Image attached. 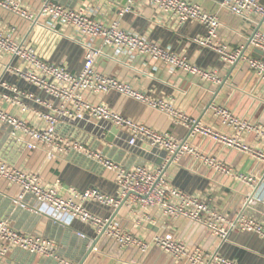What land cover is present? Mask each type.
<instances>
[{
	"label": "crops",
	"instance_id": "crops-1",
	"mask_svg": "<svg viewBox=\"0 0 264 264\" xmlns=\"http://www.w3.org/2000/svg\"><path fill=\"white\" fill-rule=\"evenodd\" d=\"M54 1L68 9L82 10L93 20L105 25L117 20L122 29L144 37L168 51L186 56L202 70L216 72L223 83L216 85L182 71H171L164 65L143 58L119 54L113 48L105 47L100 38L80 39L73 30L59 26L53 28L48 19L32 24L0 12V25L16 26V36L24 45L35 50L43 60L66 67L73 73L82 69L84 46L91 44L103 52L96 61V68L100 73L119 79L133 89L144 92L151 99L170 100L192 119L223 134L231 135L232 131L222 126L213 116L209 109L211 104L221 105L240 119L264 126V81L245 63L228 65L215 52L194 44V39L206 34L202 25L196 22L178 25L147 1L138 2L131 12L123 15L120 12L126 7V0ZM187 1L219 16L220 42L235 50L245 47L246 55L259 58L256 50L249 46V40L254 32L264 31V18H254L251 21L237 18L222 7V0ZM41 3V0H26L25 7L36 12ZM8 64L7 60L0 58V76L5 82L19 92L30 93L50 103L51 100L40 94L35 87L6 72ZM5 94L16 98L7 91ZM84 97L91 103L106 105L114 112L157 132L171 134L178 140H187L191 147L203 155L214 157L230 167L233 174L251 177L256 183L249 185L233 176L219 174L190 156L170 163L165 152L147 144L130 146L128 134L120 130L119 135L112 136L107 128L60 123L56 131L62 138L74 139L95 152H101L126 169L164 167L166 179L172 188L199 199L225 215L238 214L243 210L247 196L252 195L255 204L245 213L249 218L264 224V186H258V180L264 178V162L201 135L189 137V130L183 126H175L166 114L116 92L102 95L86 93ZM0 105L35 129L44 130L47 127L46 121L41 118V115L48 113L45 107L29 100H22L21 104L15 106L2 101ZM245 142L253 147H261L253 135L246 136ZM50 151V148L42 147L28 150L25 136L19 132L14 134L10 126L0 124V159L8 166L38 175L45 186L57 188L63 198H75L82 192L95 189L108 197L123 201L116 209L96 203L83 204L84 210L96 219L112 222L125 232L147 242L155 236L171 234L189 249L200 248L210 254L218 253L238 264H264V241L256 235L234 232L227 240H222L194 221L171 218L159 207L146 208L137 196L123 199L114 175L84 155L70 151L55 153L50 157ZM18 196L17 187L0 180V219L9 220L19 232L42 236L52 241L56 245L58 256L72 264H80L84 260V264H189L185 260H175L155 247L147 253L134 247L121 248L106 236L99 239L101 232L94 224L56 214L48 207L38 209L29 196L23 200L26 208L15 205L14 201ZM76 201L79 202L78 199ZM0 264L58 262L14 249Z\"/></svg>",
	"mask_w": 264,
	"mask_h": 264
},
{
	"label": "built area",
	"instance_id": "built-area-1",
	"mask_svg": "<svg viewBox=\"0 0 264 264\" xmlns=\"http://www.w3.org/2000/svg\"><path fill=\"white\" fill-rule=\"evenodd\" d=\"M25 1L0 0V12L32 24H37L41 19H48L53 28L59 26L73 30L80 39L100 38L105 47L113 48L119 54L122 53L132 58H143L155 64L164 65L171 71H182L216 85L223 83L216 72L202 70L186 56L168 51L144 37L122 29L117 20L110 25H105L93 20L82 10L68 9L54 0H41L39 10L32 12L25 7ZM126 1L127 5L120 15L131 12L138 2L147 1L159 13L169 16L178 25L188 22L202 25L206 34L194 39V44L215 52L228 65L245 63L259 79L264 81V59L246 55L245 47L235 50L220 42L221 23L217 14L207 12L196 3L187 0ZM221 5L237 18L247 21L264 18V0H222ZM17 32L18 28L14 25L5 27L0 25V58L9 63L6 72H10L28 85L35 87L40 94L51 100L47 103L30 93L19 92L0 76V104L4 101L15 106V104H21L22 100H29L45 107L48 111L47 114L41 115L47 127L39 130L15 117L0 105V124L10 126L14 134L19 132L25 136L28 150L33 151L38 147L50 148V157H53L55 153L77 152L97 162L114 175L115 183L123 199L137 196L146 208L159 207L171 218H186L194 221L222 240H227L234 232H248L264 241V224L249 218L245 213L248 208L254 206V196H247L245 206L238 214L225 215L199 199L172 188L166 179L164 167L126 169L108 159L101 152H95L74 139L62 138L56 131L60 123L95 126L101 129H106L108 125H111L128 134L130 146H136L139 143L147 144L165 152L170 163L179 161L184 156H190L219 174L233 176L245 184L254 185L255 179L233 174L230 167L214 157L203 155L191 147L187 140H178L171 134L157 132L114 112L106 105L91 103L84 96L86 93L102 95L116 92L166 114L175 126L188 129L189 137L201 135L261 162H264V126L240 119L221 105L211 104L209 109L213 116L221 122L222 126L232 131L231 135L223 134L213 127L192 119L170 100L151 99L144 92L133 89L119 79L100 73L96 68V61L103 52L91 44L84 46L85 58L82 69L73 73L66 67L43 60L35 50L24 45L17 38ZM249 46L264 53V31L254 32L249 40ZM6 91L14 94L16 98L8 97L5 94ZM248 135H253L261 147L247 144L245 137ZM0 180L19 189V196L14 201L15 205L26 208L23 200L29 196L35 201L38 209L48 207L56 214L72 216L82 222L94 224L99 227L101 233L104 231L103 236L114 240L121 248L134 247L142 253H147L155 247L175 260H185L189 264H238L218 253L210 254L200 248L189 249L171 234L155 236L147 242L125 232L112 222L96 219L84 210L83 204L96 203L116 209L123 202L108 197L98 190H87L75 198H63L57 188L45 186L38 175L10 167L1 159ZM259 185L264 186V178L258 180ZM14 249L55 260L58 264H72L58 256L56 245L52 241L42 236L19 232L12 227L9 220L0 219V262Z\"/></svg>",
	"mask_w": 264,
	"mask_h": 264
},
{
	"label": "water",
	"instance_id": "water-1",
	"mask_svg": "<svg viewBox=\"0 0 264 264\" xmlns=\"http://www.w3.org/2000/svg\"><path fill=\"white\" fill-rule=\"evenodd\" d=\"M256 54H257V57H264V53L259 51V50H256ZM107 130H110L111 131V135H119L120 134V131L114 127V126H111V125H108L107 127ZM108 142H111L109 139H106ZM104 234V231L101 233L99 239L103 236ZM99 239L97 240V242L99 241ZM97 242L94 244V246L91 248L90 252L93 250V248L96 246ZM85 260L83 262H81L80 264H84Z\"/></svg>",
	"mask_w": 264,
	"mask_h": 264
}]
</instances>
